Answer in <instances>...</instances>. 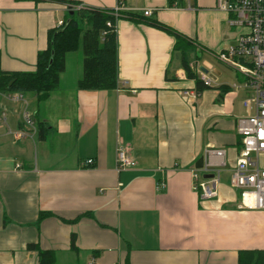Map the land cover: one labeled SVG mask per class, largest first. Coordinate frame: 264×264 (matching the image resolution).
Listing matches in <instances>:
<instances>
[{
	"label": "crops",
	"instance_id": "obj_1",
	"mask_svg": "<svg viewBox=\"0 0 264 264\" xmlns=\"http://www.w3.org/2000/svg\"><path fill=\"white\" fill-rule=\"evenodd\" d=\"M117 6L118 0H0V72H35L49 31L74 10ZM148 10V19L191 41L190 66L213 86L197 93L173 35L122 17L117 89L79 90L78 51L67 56L49 96L18 93L23 100L14 102V93L0 92V264H39L31 244L54 251L56 264H240L241 252L260 254L264 263V211L240 210L230 186L247 92L232 68L225 65L235 73L230 78L210 61L238 33L217 0L174 7L169 0L125 2L131 14ZM120 146L136 162L122 172ZM208 149L224 151L226 183L216 199L202 202L191 170ZM259 163L264 169V154ZM41 213L51 215L40 220Z\"/></svg>",
	"mask_w": 264,
	"mask_h": 264
},
{
	"label": "built area",
	"instance_id": "obj_2",
	"mask_svg": "<svg viewBox=\"0 0 264 264\" xmlns=\"http://www.w3.org/2000/svg\"><path fill=\"white\" fill-rule=\"evenodd\" d=\"M124 5L117 6L116 11L124 10ZM217 9L229 16L228 23L238 33L235 42L216 53L215 58L232 68L241 78L242 87L247 92L244 107L247 116L236 122L237 132L241 138L242 148L236 166L230 178V186L239 194L240 210L264 211V169L259 158L264 154V0H217ZM152 11L144 13L152 16ZM204 86L210 88L214 80L205 73L200 76ZM197 96V93L193 94ZM12 101L23 100V95L9 94ZM19 139L23 132L17 134ZM215 157H218L216 160ZM201 169L191 170L193 190L202 202L218 197L222 169L226 167L224 151L208 149L204 154ZM93 160L86 161L92 166ZM136 166L129 149L118 148V172ZM212 175V178H205ZM164 189L165 184H160ZM93 264V262L91 263Z\"/></svg>",
	"mask_w": 264,
	"mask_h": 264
},
{
	"label": "trees",
	"instance_id": "obj_3",
	"mask_svg": "<svg viewBox=\"0 0 264 264\" xmlns=\"http://www.w3.org/2000/svg\"><path fill=\"white\" fill-rule=\"evenodd\" d=\"M126 0H118V6L124 10L83 9L70 13L67 22L48 33V47L38 53L35 72H0V92L37 94L45 98L58 89L60 77L66 69V59L71 53L82 51L83 76L78 82V89L83 91H110L119 86V61L117 22L120 18L134 21L144 20L173 35L176 38L175 50L182 54V66L188 78L197 81V93L205 88L200 77L194 72L187 59L192 50L191 41L169 26L157 20L148 19L145 15L131 14L125 11ZM182 0H169L170 7L181 6ZM204 86V87H203ZM41 138L43 127L40 124ZM242 148V146H241ZM240 148V150H241ZM201 201V200H200ZM41 213L40 220L50 216ZM76 237H72L75 248ZM30 249L37 251L39 264H56L54 251L41 250L31 244ZM254 252L240 253V264H264L260 254Z\"/></svg>",
	"mask_w": 264,
	"mask_h": 264
},
{
	"label": "rangeland",
	"instance_id": "obj_4",
	"mask_svg": "<svg viewBox=\"0 0 264 264\" xmlns=\"http://www.w3.org/2000/svg\"><path fill=\"white\" fill-rule=\"evenodd\" d=\"M82 55H83L82 51H79L74 56H82ZM210 61H212L219 69L223 70L226 73V75L229 76L230 78H233V76L235 75V73L233 71H231L228 68H226L225 65H223L219 61H216L214 59H211ZM221 181H223V183H226L225 176L222 175V180Z\"/></svg>",
	"mask_w": 264,
	"mask_h": 264
},
{
	"label": "water",
	"instance_id": "obj_5",
	"mask_svg": "<svg viewBox=\"0 0 264 264\" xmlns=\"http://www.w3.org/2000/svg\"><path fill=\"white\" fill-rule=\"evenodd\" d=\"M204 164V158L200 159L199 162L196 165L197 169H201ZM212 175H206L205 178H212Z\"/></svg>",
	"mask_w": 264,
	"mask_h": 264
}]
</instances>
